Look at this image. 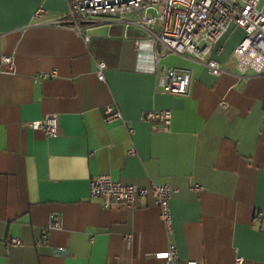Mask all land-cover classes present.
Here are the masks:
<instances>
[{
  "label": "crops",
  "instance_id": "crops-1",
  "mask_svg": "<svg viewBox=\"0 0 264 264\" xmlns=\"http://www.w3.org/2000/svg\"><path fill=\"white\" fill-rule=\"evenodd\" d=\"M40 7L45 15L36 19ZM67 7L0 0V55L16 61L15 72L0 71V264H165L156 254L170 242L182 263L264 264V224L254 221L264 208V74L234 72L243 30L232 26L223 51L212 53L229 73L164 56L162 66L192 71L189 91L175 95L159 91L144 29L115 22L81 34L49 23ZM113 103L132 134L105 120ZM151 109L172 110L168 131L140 119ZM49 113L59 116V135L28 126ZM106 174L141 187L172 185L170 236L150 193L134 208L92 199L91 179ZM53 214L60 227H50ZM12 238L20 243L10 245Z\"/></svg>",
  "mask_w": 264,
  "mask_h": 264
},
{
  "label": "built area",
  "instance_id": "built-area-1",
  "mask_svg": "<svg viewBox=\"0 0 264 264\" xmlns=\"http://www.w3.org/2000/svg\"><path fill=\"white\" fill-rule=\"evenodd\" d=\"M68 4L64 15H59L49 23L56 25L70 24L83 34L88 26L111 24L115 22L136 25L144 29L149 36V44L154 50V67L160 92L183 95L189 91L192 82V71L187 67H164L161 60L164 56L175 55L208 69L213 75L230 71L212 56L221 53L223 46L220 40L232 26L243 30L244 35L234 48L231 58L234 72L240 78L264 74V0H65ZM45 15L44 8L35 12V18ZM41 23L48 21L39 20ZM139 43V42H138ZM163 50V52L161 51ZM106 63H97V76L105 79ZM0 71L13 73L16 61L13 54L0 55ZM42 72L39 77L53 75ZM225 108L226 100L221 101ZM105 120L120 121L124 126L128 120L117 104H108L104 108ZM172 110L151 109L145 111L141 120L154 128L168 131L172 123ZM28 126L39 129L48 136L60 134V121L57 113L46 114L39 120L28 122ZM129 132L133 133L130 125ZM129 154H137L135 148ZM197 190L204 187L196 184ZM150 193L159 208L160 218L165 231L170 236L173 230L171 200L175 188L166 184L152 183L148 187L126 184L116 180L112 175L96 176L90 181V197L101 201L107 208L138 206V198ZM254 221L264 224V208L258 209ZM59 215L51 216V228L60 227ZM43 234V240L47 238ZM132 234L127 235L130 243ZM10 245H18L17 238L10 239ZM165 264H200L190 259L182 263L177 247L170 242L168 248L156 254ZM241 263L242 258H237Z\"/></svg>",
  "mask_w": 264,
  "mask_h": 264
}]
</instances>
